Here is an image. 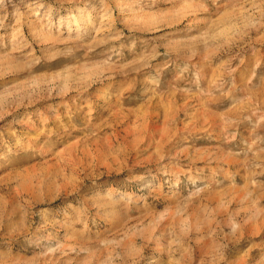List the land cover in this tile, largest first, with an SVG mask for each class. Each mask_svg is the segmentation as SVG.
<instances>
[{"label": "rangeland", "instance_id": "obj_1", "mask_svg": "<svg viewBox=\"0 0 264 264\" xmlns=\"http://www.w3.org/2000/svg\"><path fill=\"white\" fill-rule=\"evenodd\" d=\"M0 264H264V0H0Z\"/></svg>", "mask_w": 264, "mask_h": 264}]
</instances>
